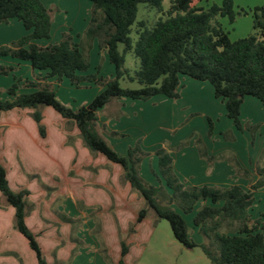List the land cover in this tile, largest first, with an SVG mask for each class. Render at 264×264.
Returning <instances> with one entry per match:
<instances>
[{
	"label": "trees",
	"instance_id": "obj_1",
	"mask_svg": "<svg viewBox=\"0 0 264 264\" xmlns=\"http://www.w3.org/2000/svg\"><path fill=\"white\" fill-rule=\"evenodd\" d=\"M88 1L91 3L90 18L77 42L69 31H64L59 41L42 45L36 41L50 37L51 8L41 0H0V23L15 18L26 31L18 39L0 45V56L28 61L33 69L44 72L35 80L23 82L26 87L33 88L32 91H19L17 82L7 87V97H0V111L32 109L31 116L40 135L44 136L41 109L50 106L74 124L91 153L101 154L121 166L124 180L144 200L136 222L152 210L157 218L168 221L178 242L187 248L198 246L212 264H264V234L261 231L264 219L252 220L249 214L254 192L264 186V168L256 166L258 178L252 181L249 171L242 168L235 157H230L229 162L236 172L250 179L248 189L236 184L228 187L185 185L174 172L172 156L159 148L154 151L158 165V173L152 170L158 183L155 185L145 181L139 173L142 157L146 154L139 141L128 147L125 155H119L97 128L99 112L110 101L121 98L145 101L155 95L175 99L179 97L181 76H188L207 81L214 97L223 101L226 116L237 129H242L240 106L244 97L252 96L264 106V5L253 8L252 27L256 32L230 40L216 18L226 16L230 23L234 21L233 0H222L220 5L213 3L206 8L192 4V0H169V7L151 26L142 20L136 21L137 38L133 42L130 33L138 4L145 3L162 11L163 0ZM94 40L113 66L111 78L84 74L90 67L88 51ZM128 51L139 59L133 75L123 66ZM12 68L0 65V73L7 74ZM123 76L139 86H121L119 80ZM63 77L75 86L95 81L102 89L88 103L72 108L57 98L47 82L48 78L61 80ZM207 119L212 125L211 119ZM111 135L121 134L111 132ZM196 144L199 155L208 163L224 159L222 155H208L200 140ZM0 193L14 208V227L26 238L36 263L50 264L40 249L36 234L25 222L29 191L10 188L1 161ZM189 213H193V226L205 238L201 243L189 236L188 224L182 215ZM121 246L123 256L127 247L123 242ZM113 264L125 263L121 257Z\"/></svg>",
	"mask_w": 264,
	"mask_h": 264
},
{
	"label": "rangeland",
	"instance_id": "obj_2",
	"mask_svg": "<svg viewBox=\"0 0 264 264\" xmlns=\"http://www.w3.org/2000/svg\"><path fill=\"white\" fill-rule=\"evenodd\" d=\"M221 2L222 0H192V4L204 8L213 3L220 5ZM88 3L90 5L89 1ZM74 4L76 7L72 13L70 12L72 15H75L79 8L77 2ZM261 5H264V0H233L234 21L230 23L226 16H218L216 20L228 33L229 39L236 40L256 32L252 27L253 8ZM168 7L169 0H163L162 11L145 3H139L136 20L130 33L132 41L134 42L137 38L134 31L136 21L142 20L147 26H151ZM50 8L53 20L55 8ZM81 13L84 11L81 10ZM11 19L16 20L15 18ZM8 21L1 25H8ZM62 21H64L63 18L59 17V25L53 24L50 38L43 39L44 42L55 43L61 38V34L67 31L66 27L60 25ZM78 30L81 32L80 34L83 33L81 27ZM4 32H0V41L7 36L9 38L13 30L6 33L7 29H5ZM77 34L79 33L74 31L73 38L76 42L79 40ZM39 41L41 40L36 42L42 44ZM119 48H122L121 45ZM106 56V52L99 49L97 41L92 42L88 51L90 67L84 74L95 73L103 79L113 77L114 69ZM6 59L15 58L0 57V65L13 67L7 74L0 73V97L6 98V88L13 82L18 83L21 92L32 91L33 88L23 85L25 80L20 77L17 65L7 63ZM138 65L139 59L133 52H126L123 66L130 75H133ZM182 77L189 81L184 80L183 88L180 86L178 88V91L181 90L182 96L179 94L178 98L169 99L163 95H155V97H163L166 100H155L156 105L154 106L152 102L133 100L134 105H137V113L124 114L125 118L120 121V124L115 125L116 129L121 128L124 133L111 136L104 129L103 124L97 123L99 132L108 136L106 140L119 155H125L126 149L139 141L141 148L146 152L142 157L139 173L145 181L151 184H158L152 170L158 173L154 151L159 148L167 150L177 161L178 171L181 168L189 176L191 174L199 175L200 168L193 163L192 159V154L195 151L193 147L198 151L197 140H200L205 150H208V147L212 150L215 149L214 156L222 155L224 157V159L215 161H225L231 167V173H226L223 169H221L222 171L215 169L214 172L218 173L220 177H225L227 174L228 185L225 187L237 184L240 182L239 178L249 182L248 177L245 178L236 172L228 158L236 157L239 162L241 160L248 165L251 163L250 159L253 161L258 153L260 155L257 160L259 164L253 162L249 173L251 176L255 175V166L257 165L264 168V163H260L264 157V106L256 98L253 99L257 105L245 103L242 113H240L242 129H237L226 116L224 105H221L219 100H215L213 94L208 93V90L197 86L199 84L194 85V83H203L212 91L213 88L208 82L195 80L188 76ZM119 81L123 87L135 88L139 86L136 81H129L126 76H123ZM47 82L55 91L57 98L72 108L88 103L102 89V86L95 81H85L79 86H75L65 77L61 80L48 78ZM106 107L99 112L98 116L107 113L106 109L110 107ZM115 107L117 106L115 105ZM48 109L61 119V116L50 106ZM208 117L211 119L212 125L209 124ZM46 119L53 126H58L57 119L47 115ZM101 157L103 158V156ZM103 159L105 160V158ZM204 160L206 162L204 171L208 175L211 173L213 165L208 163L205 158ZM28 165L26 164V167ZM28 168L32 169L30 165ZM104 169L107 172L110 170V166H105ZM96 170L97 166L89 167L88 175L78 181V186L76 183L74 189L79 190L80 196L76 207L65 197L64 183H68L65 176L61 175L60 177L58 174V178L55 179L56 182L58 181L57 183L52 180H48L52 181L51 183L43 180L46 183L44 184L46 196L51 195V199L46 206H41L37 211V214L42 211L43 218L39 223L41 233L36 235V240L45 259L50 264H60V260H64V264H113L121 257L125 264H212L198 246L187 248L178 242L172 235L168 221L157 218L152 210H149L143 220L136 222L137 213L144 205L142 196L131 189L129 185L127 186L128 190L124 192L122 184L119 181L117 184L115 183L116 178L113 182L117 189L113 193L112 187L106 188L95 180L92 181V173ZM256 176L258 178L257 174ZM28 177L30 178L32 175L30 174ZM34 177H36L37 183L38 174H35ZM185 179L186 177H180L181 182L186 184ZM60 181H63L62 185H60ZM82 196L84 200L81 198ZM253 198L249 214L252 220L262 221L264 219V186L254 192ZM0 202L5 203L3 199ZM182 215L187 221L189 236L197 243L203 242L205 238L192 224L193 213ZM0 218L2 219L0 224V264H37L35 254L28 247L26 239L14 227L13 217L8 218L5 215ZM261 231L264 234V228ZM121 242L127 247L123 256H121Z\"/></svg>",
	"mask_w": 264,
	"mask_h": 264
},
{
	"label": "crops",
	"instance_id": "obj_3",
	"mask_svg": "<svg viewBox=\"0 0 264 264\" xmlns=\"http://www.w3.org/2000/svg\"><path fill=\"white\" fill-rule=\"evenodd\" d=\"M41 1L46 7L55 8V12L52 20L54 22H52L51 24V32L53 29V24L56 23V25H59V17H62L64 20L60 23V25L66 27L67 31H69L72 34V36L74 34V31H76V33L79 34L81 33L78 30L80 27L82 31L86 28L90 18V7H91V3L89 5L87 0H41ZM75 2L79 4L77 6L79 8L77 9V13H75V15L74 14L72 15L70 14V12L72 13V10L75 9L76 7V4H74ZM80 9L83 10L84 13H81ZM16 20L9 19L8 25H1L4 23H0V32L5 33L4 32L5 29H7L6 33L13 30L9 38L7 36L6 38H3V40L0 41V45L7 44L9 43L8 41L18 39L19 37H21L23 34L26 33L24 27L22 29L21 26L22 24L20 25L21 22L19 23V21ZM39 43H42V45L48 44L47 42H44L43 39H41ZM0 57H6V56H0ZM6 61L11 65H17V68L20 71V77L24 80H35L38 76L44 75L43 71H38L36 69H33L28 61L18 60L16 58L6 59ZM184 80H186L184 79V77H182L180 80L181 88H183V86L185 85L183 83ZM186 82L189 81L186 80ZM196 84H199L197 86H201V88H205L206 90H208V93L213 94V89L211 91V89L207 85L203 83H194V85ZM100 91L101 90H99L98 93ZM179 94L180 96H182L181 90L179 91ZM214 98L215 100H219L221 105H224L223 101L220 98H216V97ZM253 98L254 97L252 96L244 97L243 102L240 106V113H242L243 106L245 105V103L257 105L255 99ZM155 100L165 101L166 99L163 97L153 96L145 100L144 102H149V103L152 102V105L154 106L156 105ZM134 103L135 102L132 99H128V98H121L110 101L106 105L107 107L105 106L106 108L108 107L110 108L106 109L107 113L103 114V116H98L97 123L103 124L104 129L106 130L107 133H109V135H111V132H117L120 134L124 133L123 130H121V128L116 129L115 125L120 124V121L123 118H125L124 114L127 115L128 113L129 114L137 113V107H136L137 105H134ZM115 105L117 107H115ZM48 107L49 106H44L41 109V114H42L41 122L45 128L44 136L40 135L37 128V124L31 116L32 109L14 108L8 111H0V161L6 170V176L10 188L13 190L27 189L29 191V194L27 195L26 198L28 213L25 217V222L28 228L36 235L41 233V230L39 228V223H41L42 220L41 218H43L42 211H40L39 214H37V211L41 208V206H46L51 199L50 197L51 195L49 197L46 196L44 184H46L45 182L51 183L52 181H55V183H57L58 181L56 182L55 179L58 178V174H60V177L61 175L66 177L68 183L66 184L64 183L65 197H67L70 203L73 204L75 207L80 196H79V190L76 191L74 187L76 186V183L78 186V181H81V179L83 180V176L86 177L88 175L89 167L94 168L97 166V170L92 173L93 175L92 181L95 180L96 182L99 183V185H103L106 188L112 187L113 193H115L117 189V186L115 187L114 186L115 184L113 182V180L115 181V178H116L115 183L117 184V182L119 181L122 184V189L124 192L128 190L127 186L129 185V183L125 181L123 178V170L120 165L118 164L116 165V163L108 161L101 154L91 153L89 149L84 145L82 139L79 136L78 130L76 129L74 124L67 121L63 117L59 119L60 117L52 113L50 109H48ZM263 111H264V107H263ZM119 112H121L122 114L117 116ZM46 115L57 119L59 122L57 124L58 126L56 127L53 126V124H50L46 119ZM229 129H231L230 126ZM102 135L104 136L105 139L108 137L105 134ZM70 137L72 138L69 139ZM193 149L195 151L192 154L193 155L192 159H193V163L198 165V167L200 168L198 171L199 175L191 174L189 176V174L181 168L178 171L177 161L172 158L173 169L179 180L180 177L183 176L186 177V179L184 180L186 181V184L184 183L185 185L188 184L195 186L216 185V186H224V187L225 185H228L227 184L228 181L226 180L227 174L225 177H220L218 173H216L217 174L216 175L214 172L215 169H218L220 171H222L221 169H223L225 170L226 173H231L232 172L231 167L227 163H225V161H213L212 162L213 169L210 174L206 175L204 171L205 163H206L204 157H201L199 155L195 147H193ZM214 151L215 149L212 150L209 147L208 150H206L208 155H213V153H215ZM258 155H259L258 153L255 155L253 161L252 159H250L251 163L248 165L244 164L241 160L239 162V160H237L236 157L235 158L242 168H245L246 170L249 171L253 162L259 164V162L257 161ZM101 156H103L105 160ZM260 163L261 164L264 163V157H262ZM26 164L27 165L29 164L32 167V169L28 168L29 165L28 167H26ZM105 166L107 167L110 166V170L106 172L104 169ZM30 174L32 175V177L29 178L28 175ZM35 174H38L39 176V178L37 179L38 180L37 183L35 179L36 177H34ZM255 178H257L256 174L255 175L252 174V181ZM48 180H52V181H48ZM238 181H240L237 182L239 186H241L244 189H248L250 182H248L246 179L240 180V178L238 179ZM59 183L60 185H62L63 181H60ZM40 184H42L43 186L41 187ZM81 198H83V196ZM2 199L5 201L4 197L0 193V200ZM0 204H1L0 217L6 215L8 218H12L14 216V208L11 205L7 204L6 201L5 203L0 202ZM116 204H118V202H116ZM1 222L2 219L0 218V224ZM199 243H201V241H199ZM2 248L4 249V247ZM60 261H61L60 264H64L63 263L64 260H60Z\"/></svg>",
	"mask_w": 264,
	"mask_h": 264
}]
</instances>
